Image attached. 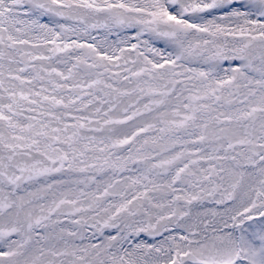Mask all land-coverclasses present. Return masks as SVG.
Returning <instances> with one entry per match:
<instances>
[{
	"label": "snow or ice",
	"instance_id": "obj_1",
	"mask_svg": "<svg viewBox=\"0 0 264 264\" xmlns=\"http://www.w3.org/2000/svg\"><path fill=\"white\" fill-rule=\"evenodd\" d=\"M0 264H264V0H0Z\"/></svg>",
	"mask_w": 264,
	"mask_h": 264
}]
</instances>
